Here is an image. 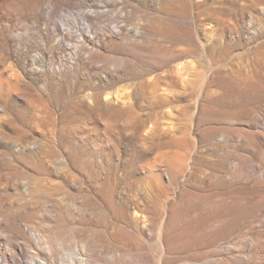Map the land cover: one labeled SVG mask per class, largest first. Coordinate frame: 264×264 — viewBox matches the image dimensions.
Instances as JSON below:
<instances>
[{
  "label": "rangeland",
  "instance_id": "obj_1",
  "mask_svg": "<svg viewBox=\"0 0 264 264\" xmlns=\"http://www.w3.org/2000/svg\"><path fill=\"white\" fill-rule=\"evenodd\" d=\"M0 6V264H264V0Z\"/></svg>",
  "mask_w": 264,
  "mask_h": 264
},
{
  "label": "bare ground",
  "instance_id": "obj_2",
  "mask_svg": "<svg viewBox=\"0 0 264 264\" xmlns=\"http://www.w3.org/2000/svg\"><path fill=\"white\" fill-rule=\"evenodd\" d=\"M63 1V0H62ZM68 1H70V0H68ZM72 1H74V0H71V2ZM87 1H89V0H87ZM16 2V1H15ZM67 2V1H66ZM11 4H12V2H10ZM68 4H69V2H67ZM75 3V2H74ZM53 4V3H52ZM71 4H73V3H71ZM9 5V4H8ZM17 5V4H16ZM74 5V4H73ZM17 6H20V5H17ZM17 6H14V5H10L9 7H7V9L4 7V9L6 10V11H9V12H11L12 14L13 13H15V14H19V9L20 8H22V7H19V9H17ZM1 7V6H0ZM50 8V7H49ZM3 10V9H2ZM21 10V9H20ZM5 11V12H6ZM22 11V10H21ZM4 12V11H3ZM47 12V11H46ZM7 13V12H6ZM21 13V12H20ZM48 13V12H47ZM44 15V14H43ZM50 15V14H49ZM46 18V17H45ZM44 19V18H43ZM54 21V20H53ZM49 24V23H48ZM57 25V24H56ZM9 28V27H8ZM15 29V28H14ZM55 30L56 31H58V32H61L62 31V29H61V27L59 26V25H57L56 27H55ZM8 32V31H7ZM31 32V31H30ZM32 34V33H31ZM30 35V34H29ZM29 35H24V34H18L17 33V35L15 36L16 37V41H17V43H18V45L19 46H22V47H28L29 48V46L31 45V43H32V39H31V36H29ZM58 36V35H57ZM56 36V37H57ZM63 36H64V34H63ZM55 37V36H54ZM55 37V38H56ZM61 37V36H60ZM57 39V38H56ZM39 40V39H38ZM40 40H42L43 41V39H40ZM33 41H34V39H33ZM44 42V41H43ZM47 42V41H46ZM45 43V42H44ZM60 45V44H59ZM24 49V48H23ZM32 58V57H31ZM43 58H44V56L43 55H41V54H37V56L35 57H33V59H31V60H29L28 61V63H32V64H37L38 62H41L42 60H43ZM50 66V65H49ZM54 67H56V66H54ZM52 68V67H51ZM51 68H49V69H51ZM57 68V67H56ZM1 69V68H0ZM48 69V68H47ZM48 69V70H49ZM59 69V68H58ZM61 69V68H60ZM32 70V69H31ZM54 70H56V69H54ZM35 72V71H34ZM37 72V71H36ZM54 72V71H53ZM60 72V71H59ZM37 73H39V72H37ZM56 73H57V70H56ZM56 73H54V74H56ZM32 232L35 230H33V229H30ZM36 231V230H35ZM31 233V232H30ZM29 233V234H30ZM37 233V232H36ZM36 233H34V235H36V237L38 236ZM32 234V233H31ZM30 234V235H31ZM46 235V234H45ZM32 236V235H31ZM38 238V237H37ZM40 238H42V235L40 236ZM36 240V239H35ZM42 240V239H41ZM45 239H43V241H44ZM49 240H50V238H49ZM37 242V241H36ZM39 242V241H38ZM45 242V241H44ZM41 243V242H40ZM48 244L50 245V247L48 246ZM45 245H47L48 246V251L49 252H51L52 254H54V251H55V249H54V247H53V245H56V244H50L49 242L47 243V242H45ZM57 246V245H56ZM55 246V247H56ZM88 246H90V245H88ZM95 246V245H94ZM93 246V247H94ZM45 247V246H44ZM58 247V246H57ZM57 247H56V249H57ZM84 247V246H83ZM53 249H54V251H53ZM60 249V248H59ZM88 249V248H87ZM83 250H84V248H83ZM57 251H59V250H57ZM46 252V251H45ZM84 252H85V250H84ZM97 252V251H96ZM5 253V252H4ZM56 254V253H55ZM84 254V253H83ZM100 255H101V253H99ZM1 255H3V253L1 254ZM4 255H6V254H4ZM3 255V259L4 260H6V258H8V257H5ZM51 255V254H50ZM52 256V255H51ZM54 256V255H53ZM52 256V257H53ZM88 256V255H87ZM86 256V257H87ZM54 257H56V256H54ZM57 257H58V252H57ZM118 257V256H117ZM119 258V257H118ZM60 259V258H59ZM120 259V258H119ZM118 259V260H119ZM54 260V258H52V261ZM57 260V259H56ZM56 260H54V261H56ZM91 260V259H90ZM99 260V259H98ZM117 260V261H118ZM53 261V262H54ZM81 261H82V259H81ZM111 261V260H110ZM120 261V260H119ZM122 261V260H121ZM98 262V261H97ZM83 263H85V262H83ZM123 263H124V261H123ZM39 264H41V263H39ZM89 264V263H88ZM122 264V263H121ZM125 264H136L133 260H131V259H127L126 260V263Z\"/></svg>",
  "mask_w": 264,
  "mask_h": 264
}]
</instances>
